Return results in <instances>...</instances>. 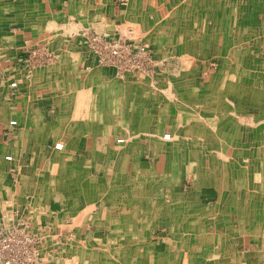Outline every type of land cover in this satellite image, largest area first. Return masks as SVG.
Returning a JSON list of instances; mask_svg holds the SVG:
<instances>
[{
    "label": "rangeland",
    "instance_id": "374dc122",
    "mask_svg": "<svg viewBox=\"0 0 264 264\" xmlns=\"http://www.w3.org/2000/svg\"><path fill=\"white\" fill-rule=\"evenodd\" d=\"M202 1L206 2L12 0L9 13H4L0 4V122L6 124V132L21 130L26 122L14 113L20 109L21 98L16 93L19 77L29 83L36 72L47 75L45 70L55 65L60 55L73 61L72 78L76 67L86 66L83 61L89 58L95 60L93 66L111 70L120 91L118 122L126 125L133 121L136 125L138 136L127 140L125 154L118 153L114 159L110 158V149L121 150L122 146H110V138H53V134L63 133L61 128L49 127L47 135L46 127L35 130L49 139L48 150L55 153L54 159L56 155L52 170L57 169L53 177L55 186L62 190L60 198L67 200L68 192L63 187L73 184L76 189L70 192V204H75L79 195L81 200L83 196L88 200V233L96 238L87 239L94 245L87 249V264H204L214 250L209 246L212 239L208 233L221 230L222 225L220 221L210 225L207 219H218L216 215L223 213L220 205H224V215L230 208L231 218L239 217L247 225L225 228L230 231L228 236L217 240L224 252L234 251L239 235H257L264 242V157L258 149L264 144V128H250L264 122V0ZM48 20H54L57 28L47 31ZM23 29L27 38L19 33ZM95 36L128 42L131 64L125 69L116 63L100 64L99 52L104 45L98 44ZM140 46L148 52L143 58L136 49ZM170 85L178 104L163 95ZM226 85L243 88V92L249 89L247 93L255 94V101L262 107L260 112L250 116L246 110H230L217 113L220 118L228 115L227 119L216 118L214 111L206 109L205 101L217 102L221 95L212 96L205 89L217 91ZM196 98L201 105H192ZM27 99L22 100L24 110ZM256 117L260 119L255 121ZM202 118H216L214 129L205 127ZM11 120L17 125H9ZM249 122L253 123L250 127ZM158 125L165 127L166 142L152 137L162 131ZM23 129L30 133V128ZM175 135L177 138H173ZM211 146L218 151L224 148L230 160L222 164L209 156ZM172 166L176 177L171 179L180 187L177 190L171 189L169 182L162 183V172L167 173ZM103 170L106 188L90 189V185L100 183ZM197 177L199 184L195 182ZM240 179L247 181V186ZM83 187L84 194L79 190ZM215 187L220 191L219 203ZM199 192L209 197L208 202L200 200ZM134 195H139L137 205L143 203L144 214L134 210ZM177 201L178 206H174ZM74 211L75 206L64 209L71 218L77 214ZM28 241L33 246L40 244L36 238ZM54 243L64 249L69 244L77 251L82 241L59 237Z\"/></svg>",
    "mask_w": 264,
    "mask_h": 264
},
{
    "label": "crops",
    "instance_id": "0c3cea01",
    "mask_svg": "<svg viewBox=\"0 0 264 264\" xmlns=\"http://www.w3.org/2000/svg\"><path fill=\"white\" fill-rule=\"evenodd\" d=\"M19 33L27 38L24 29ZM71 63L73 61H70L67 55H60L56 64L45 70L47 75L43 76L41 72H36L29 83L17 81L16 93L21 98L19 103L21 109H16L14 113L22 122L24 120L26 122L21 126V130L17 129L14 132H6V124L0 122V126H3L0 129V234L12 229L39 239L37 264H87V249L93 248V244L87 239L89 237L93 239L96 236H89L88 233V200L84 199L85 196L82 200L80 195L77 196L76 203L70 204L72 197L70 192L76 188L73 184H69L63 187L68 192L67 200L60 198L61 188L58 189V186H55L53 177L57 169L52 170V161L54 166L56 155L54 159L55 153L51 154L48 150L49 139L41 137L40 131H35L36 128L46 127V135L50 131L49 127L61 128L62 138H114L112 130L117 124H121L118 123L120 91L111 70L93 66L95 60L89 58L83 61L87 63L86 66L76 67L77 72L75 71V77L72 78ZM25 97H28V102H25L24 110L22 100ZM52 113L54 115H51ZM51 120H53L52 124ZM24 127L30 128V133H27L28 130H24ZM64 130H68L69 133L66 134ZM60 136L57 133L53 134V138H60ZM133 147L134 145L130 153L133 152ZM7 157L11 159L9 162L6 160ZM215 188L214 190L218 193V202L220 191ZM79 190H83L84 194L86 188ZM199 196L201 201L208 202V196L200 192ZM218 205L214 207L219 208ZM226 205L231 207L229 202ZM74 206L77 209L74 212L77 214L71 218V213L65 214L64 209L70 210V207ZM100 206L102 207L101 204ZM220 208L223 213L216 215L215 219H218H207L210 225L219 221L222 225L221 230L213 229L211 233H208L209 239H212L209 246L214 250L213 252L211 250L204 264H264V242L262 237L257 235L235 237L234 251L224 252L225 248L223 245L221 248L217 240L228 236L227 233L230 231L226 230L227 226L235 229L240 224L244 227L247 225L245 220L239 217L231 218L230 208L227 209L228 215H224L226 212L223 210L224 205H220ZM114 218L118 221V216ZM56 228L63 230L61 229L60 232ZM59 237L69 240L78 239L82 243L79 244L77 251L69 244H66L68 246L65 249L60 248L56 246L57 243H54V240ZM88 242L90 247L86 246ZM75 254H78V257Z\"/></svg>",
    "mask_w": 264,
    "mask_h": 264
},
{
    "label": "bare ground",
    "instance_id": "6f19581e",
    "mask_svg": "<svg viewBox=\"0 0 264 264\" xmlns=\"http://www.w3.org/2000/svg\"><path fill=\"white\" fill-rule=\"evenodd\" d=\"M208 0H206V2H207ZM203 2H205V1H202L201 3H203ZM205 2V3H206ZM9 3H14V2H12V0H8V2H7V0H0V4L2 5V6H4L3 7V9H4V13L5 12H7V13H9L8 12V10H9V7H10V4ZM207 4V3H206ZM206 4H203V6H205ZM211 4H212V2H211ZM0 5V6H1ZM9 5V6H8ZM214 5V2H213V4L211 5V6H213ZM1 9V8H0ZM3 12H0V13H3ZM50 15V14H49ZM206 15H208V14H206ZM205 15V16H206ZM203 17V16H202ZM206 19H207V17H206ZM209 19V18H208ZM2 21V20H1ZM47 23H46V25L45 26H47L48 27V29H47V31H49V29L50 28H53V29H56L57 28V25L58 24H56V22L54 21V20H48V21H46ZM69 25V24H68ZM72 25H74V24H72ZM60 27H62V25L60 26ZM70 27V26H69ZM74 28H76V27H74ZM46 30V29H45ZM68 30H70V28H68ZM67 30V31H68ZM66 30H65V32H67ZM64 32V31H63ZM63 34V33H62ZM102 49V48H101ZM101 54V53H100ZM51 63V62H50ZM114 64V63H113ZM33 66V65H32ZM18 77V76H17ZM177 78H179V77H177ZM19 79H20V81L22 80L20 77H19ZM180 79V78H179ZM232 86V88H230V85H226V87H224V88H220L219 90H215V91H212L211 89H205L206 90V93L207 94H210V95H212V96H215V95H221L220 96V98H219V100H217V102H213V100H210V99H206V101H205V103H206V105L207 106H205L206 107V109H210V111H214L215 112V117L216 118H220V117H218L217 116V113L218 112H229L230 110L231 111H233V110H240V111H248L249 113H250V116H252V114L254 113V114H258L260 111V109H262V107H260V104L258 103V102H256L255 101V99H254V96H255V94H248L247 92L249 91V89H245V92H243L241 89H243V88H236V87H234L235 85H231ZM47 88V87H46ZM31 89V88H30ZM251 89V88H250ZM244 90V89H243ZM123 92V91H122ZM250 92H255L254 90H250ZM163 95H165V96H167L166 98L168 99V100H170V101H173V103H176V104H178L177 103V100L175 99L176 98V96H175V90L171 87V85L168 87V88H166V90L164 89V94ZM198 95V94H197ZM20 96V95H19ZM98 97V96H97ZM37 99V98H36ZM197 99V101H194L193 103H192V105H195V104H197L198 106L199 105H201L202 104V101H199V99L200 98H196ZM47 100V99H46ZM247 101V102H246ZM16 103V102H15ZM5 104V103H4ZM110 104V103H109ZM248 104V105H247ZM8 105V104H7ZM11 105V104H10ZM14 106V105H13ZM64 106V105H63ZM245 106H247V109L246 108H244ZM253 107L255 108V107H257V109H253ZM92 108V107H91ZM7 109V108H6ZM21 109V108H20ZM35 109V108H34ZM38 109V108H37ZM96 109V108H95ZM257 111H259V112H257ZM45 112V111H44ZM64 112V111H63ZM42 113V112H41ZM33 115V114H32ZM50 115V114H49ZM7 116V115H6ZM10 116V115H9ZM36 116V115H35ZM227 117H228V115L226 116V115H223L222 114V117L219 119V120H225V119H227ZM58 118V117H57ZM57 118H55V119H57ZM68 118V117H67ZM215 118V119H216ZM32 119V118H31ZM30 119V120H31ZM45 119V118H44ZM215 119H210L211 121H213V123L211 122V121H208V120H206V119H204V118H202V119H200V121L203 123V125L206 127V126H211L213 129H214V121H215ZM258 119H260V118H258V117H256V119H255V121L256 120H258ZM37 121V120H36ZM63 122V121H62ZM94 122V121H93ZM97 122V121H96ZM243 123H244V121H242ZM46 123V122H45ZM77 123V122H76ZM119 123V122H118ZM255 125H253V123L252 122H249L248 123V125H249V127L250 126H252V127H250V128H256L257 130H259V131H262V128H264V122H262V121H259V122H257V123H254ZM9 125H11V126H16L17 125V121L16 120H11L10 122H9ZM99 125V124H98ZM73 126V125H72ZM71 126V127H72ZM158 126H160L159 128H162V129H160V130H162V131H160V132H158L159 134H157V133H155V134H152V137H154V138H159V141H160V143H163V142H166V137L164 136V132H163V129L165 130V127L163 126V125H158ZM136 127V125H134V123H133V121L132 122H127L126 123V125H123V124H117L114 128H113V130H112V135H113V137L114 138H110V141H109V145L110 146H113L114 147V145H120V146H122V148H121V150H115V147L112 149H110V158H112V159H114V158H118L119 157V154H125V152L127 151V148L129 147L128 146V143H127V140H130V138H136L137 136H138V134H136V129H134ZM158 128V127H157ZM103 129H105V127H103ZM35 130V129H34ZM159 130V129H158ZM63 132V131H62ZM55 133V132H54ZM79 133V132H78ZM104 133V132H103ZM98 134V133H97ZM147 134H149L148 132H147ZM23 135V134H22ZM30 135V134H29ZM37 135V134H36ZM87 136V135H86ZM170 135H168V137H169ZM60 138H62L61 136H60ZM96 138V137H95ZM171 138V137H170ZM173 138H177V136L175 135ZM202 138H206V136H202ZM15 139V138H14ZM169 139V138H168ZM86 140H88L87 138H86ZM90 140V139H89ZM99 140H100V138H99ZM170 140V139H169ZM159 141H156V142H159ZM84 142V141H83ZM84 147H85V144H84ZM118 147V146H117ZM6 148V147H5ZM120 148V147H119ZM258 149H259V154H260V156H262V157H264V144H262L260 147H258ZM58 150V149H57ZM158 150V149H157ZM210 151L212 152V153H210L209 154V156L211 155L212 157H216L217 159H218V161L220 162V163H222V164H224V161L225 160H230V155H227V153L225 152V150H224V148H221V149H219V151L218 150H213V148H212V146L210 147ZM119 153V154H118ZM156 155H158V154H156ZM202 156L203 157H208L209 158V156L207 155V154H205V153H203L202 154ZM45 162V161H44ZM45 164V163H44ZM103 164V163H102ZM142 168H143V166H142ZM177 168V167H176ZM240 168H241V166H240ZM71 169V168H70ZM168 169H170L167 173H165L164 172V174H163V172H162V175L161 176H163V178L162 177H160V178H162V183H163V185L164 184H166L167 182H169V185H170V187H171V189H174V190H177L178 188H180L178 185H176L177 184V182H176V180H173L172 181V179H173V177H176V170L174 169V166H172V167H168ZM156 170V169H155ZM143 171V170H142ZM237 171V170H236ZM24 172V171H23ZM29 172V171H28ZM112 172V171H111ZM262 173H264V170L262 171ZM126 174H128V175H130L128 172H126ZM113 175H116V169L114 168V173H113ZM135 175V174H134ZM150 174H148V176H149ZM152 175V174H151ZM87 176V175H86ZM102 177H101V180H100V183L96 186V185H90V189H92V188H97L98 190L100 189V188H102V187H104L105 186V188H106V183L105 184H103L102 182H104L105 180L104 179H106V177H105V173H104V170H103V172H102V175H101ZM147 176V177H148ZM28 177V176H27ZM136 177H138V176H136ZM147 177H145V179L147 178ZM167 177V178H166ZM23 178V177H22ZM156 178V177H155ZM172 178V179H171ZM200 178V177H199ZM143 179V178H142ZM169 179V180H168ZM226 179V178H225ZM107 180V179H106ZM205 180V179H204ZM88 181V180H87ZM128 181V180H127ZM160 181V180H159ZM226 181V180H225ZM90 182V181H89ZM108 182V181H107ZM130 182V180L128 181V183ZM142 182V181H141ZM196 183H201L200 181H198V177L196 178V181H195ZM240 182H242L243 184H245L246 186H247V184L246 183H248L247 181L245 182L244 180H241L240 179ZM127 182H126V184H128ZM131 183V182H130ZM196 183H195V185H196ZM207 183H210L209 181L207 182ZM227 183V182H226ZM225 183V184H226ZM100 184H102V185H100ZM158 184H160L161 185V183H158ZM233 184V183H232ZM235 184H236V186L239 184L238 182H237V179H235ZM108 185H110V184H108ZM173 187V188H172ZM238 187V186H237ZM95 188V189H96ZM104 188V189H105ZM136 189H138V188H136ZM232 189H234V188H232ZM177 194V193H176ZM104 195V194H103ZM104 197V196H103ZM106 197V196H105ZM102 199V198H101ZM137 201H139V195H134L133 196V198H132V201H131V203L132 204H134L133 206H134V208H136V209H134V210H138V212H143L142 214H144L145 213V211H143L142 210V208L141 207H143L144 205H143V203L141 204V203H139L138 205H137ZM178 201H177V203L174 205V206H178ZM141 209V210H140ZM150 211V210H149ZM148 211V212H149ZM160 212H162V211H160ZM86 213V212H85ZM129 214V213H128ZM129 217V216H128ZM199 228V227H198ZM197 228V229H198ZM193 231H195V229L193 230ZM207 231V230H206Z\"/></svg>",
    "mask_w": 264,
    "mask_h": 264
},
{
    "label": "built area",
    "instance_id": "2783aa9c",
    "mask_svg": "<svg viewBox=\"0 0 264 264\" xmlns=\"http://www.w3.org/2000/svg\"><path fill=\"white\" fill-rule=\"evenodd\" d=\"M98 44L104 45L99 53H101L100 64L116 63L120 69L131 64L132 52L128 42L105 40L99 36H95ZM140 52V56L145 57L148 52L145 46L136 48ZM32 238L26 233H20L16 230H9L6 234H0V264H37V246H33V242L28 241Z\"/></svg>",
    "mask_w": 264,
    "mask_h": 264
}]
</instances>
